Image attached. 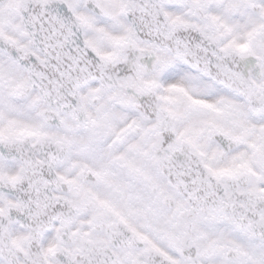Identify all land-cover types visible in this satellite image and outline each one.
<instances>
[{"label":"snow or ice","instance_id":"snow-or-ice-1","mask_svg":"<svg viewBox=\"0 0 264 264\" xmlns=\"http://www.w3.org/2000/svg\"><path fill=\"white\" fill-rule=\"evenodd\" d=\"M0 264H264V0H0Z\"/></svg>","mask_w":264,"mask_h":264}]
</instances>
